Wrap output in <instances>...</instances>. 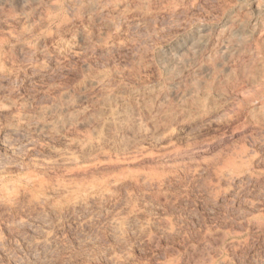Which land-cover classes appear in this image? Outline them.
Instances as JSON below:
<instances>
[{"label": "rangeland", "instance_id": "374dc122", "mask_svg": "<svg viewBox=\"0 0 264 264\" xmlns=\"http://www.w3.org/2000/svg\"><path fill=\"white\" fill-rule=\"evenodd\" d=\"M88 1L0 0V264H264V0Z\"/></svg>", "mask_w": 264, "mask_h": 264}, {"label": "bare ground", "instance_id": "6f19581e", "mask_svg": "<svg viewBox=\"0 0 264 264\" xmlns=\"http://www.w3.org/2000/svg\"><path fill=\"white\" fill-rule=\"evenodd\" d=\"M90 1V4L91 5H96V4H100V2H101V0H89ZM88 1V2H89ZM71 51V50H70ZM72 53L73 54H76V52L74 51V50H72ZM97 180H99V179H97ZM44 181V180H43ZM94 181H96V180H94ZM102 181V180H101ZM46 182V181H45ZM101 183V182H100ZM77 184V183H76ZM80 184H82V183H80ZM90 185H88V186H82V187H80V186H78V185H76V186H74V187H76V189L75 188H71V187H68V186H58V188H56V187H53V188H55V189H57L58 191H60L61 193H63L64 195H66L65 193H73L74 192V190L72 191V189H75V192L78 190V191H80V192H83V193H87V192H89V191H91V190H93L95 187H97V185H98V183H97V181L95 182V183H89ZM14 185V184H13ZM65 185V184H64ZM67 185V184H66ZM85 185V184H84ZM47 186V185H46ZM24 187V186H23ZM42 187V186H41ZM52 187V186H51ZM49 188V187H48ZM22 189V188H21ZM38 189V188H37ZM4 190V196L2 197V198H0V205L1 206H3V207H5V208H11L12 207V205L14 204V202H15V200H16V198H17V193H19L20 191H18L17 192V190L14 188V186H6L5 187V189H3ZM36 190V189H35ZM24 191V190H23ZM55 192V191H54ZM29 193V192H28ZM27 193V194H28ZM17 194V195H16ZM54 195V194H53ZM63 196V195H62ZM75 197V196H74ZM98 197V196H97ZM42 198V197H41ZM58 198V197H57ZM111 198V197H110ZM35 199V198H34ZM63 199V198H62ZM65 199V198H64ZM48 200V199H47ZM42 201H43V199H42ZM56 201V200H55ZM67 201V200H66ZM79 201H81V200H79ZM34 202V201H33ZM82 202V201H81ZM116 202V201H115ZM46 203V202H45ZM78 203V202H77ZM37 204H41V201H39V200H37ZM53 204V203H52ZM75 204H76V202H75ZM78 204H80V202L78 203ZM74 206H76V205H74ZM64 210V209H63ZM30 212V211H29ZM8 214V213H7ZM37 215V214H36ZM29 216V215H28ZM119 217H121V216H118L117 215V217H115V218H113V221H112V224L114 223H116L117 221H118V219H119ZM4 220V219H3ZM1 222V221H0ZM10 222V221H9ZM77 222V221H76ZM111 222V221H110ZM11 223V222H10ZM23 223V222H22ZM21 223V224H22ZM46 224L44 223V224H42V225H40V230H41V233L42 234H44V236L45 237H49V235H48V231H47V228H46V226H45ZM114 226V225H113ZM12 230V229H11ZM53 232V231H52ZM43 236V237H44ZM47 238H45V240H46ZM47 241V240H46ZM46 241H45V244H46ZM48 242V241H47ZM43 243H44V241H43ZM46 247V246H45ZM117 259V258H116Z\"/></svg>", "mask_w": 264, "mask_h": 264}]
</instances>
